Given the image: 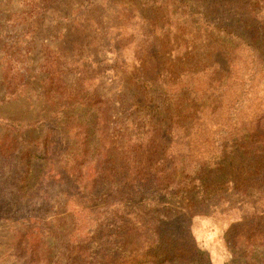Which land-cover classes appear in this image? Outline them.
Wrapping results in <instances>:
<instances>
[{
	"label": "rangeland",
	"instance_id": "374dc122",
	"mask_svg": "<svg viewBox=\"0 0 264 264\" xmlns=\"http://www.w3.org/2000/svg\"><path fill=\"white\" fill-rule=\"evenodd\" d=\"M0 264H264V0H0Z\"/></svg>",
	"mask_w": 264,
	"mask_h": 264
},
{
	"label": "trees",
	"instance_id": "16d2710c",
	"mask_svg": "<svg viewBox=\"0 0 264 264\" xmlns=\"http://www.w3.org/2000/svg\"><path fill=\"white\" fill-rule=\"evenodd\" d=\"M56 127V126H55ZM42 147V146H41ZM241 149H243V151H245L244 152V154L245 155H253L254 153H255V151H257V150H254V152L253 151H251L250 153L248 152V146L247 145H244L243 143L241 144ZM14 158L15 159H17V152H16V154L14 155ZM35 158H40V159H44L45 158V154H41V153H39L38 151H37V148H35L34 146H32V148H31V150H29L27 153H25L24 154V157L23 158H21V161H23L24 160V162H22L23 164H24V169L25 170H27L26 172H22L23 173V175L25 174V177H23V179H24V181H26V177L28 176V171H29V166L32 164V162H33V159H35ZM17 161V160H16ZM21 166V163H20V161L19 162H16L15 163V167L16 168H18V166ZM28 167V168H27ZM17 174V173H16ZM20 181V180H19ZM114 193V192H113ZM116 194L119 196V197H121V198H124L125 197V193H122V192H118V191H116ZM110 195V194H109ZM5 208H7V206L5 207ZM5 211V210H4ZM11 213V212H10ZM9 217V213H4V215L2 216V217Z\"/></svg>",
	"mask_w": 264,
	"mask_h": 264
}]
</instances>
